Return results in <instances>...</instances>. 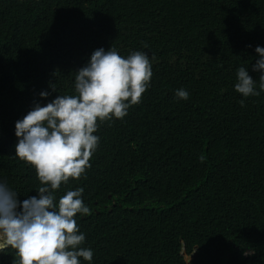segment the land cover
Returning <instances> with one entry per match:
<instances>
[{
	"label": "trees",
	"instance_id": "obj_1",
	"mask_svg": "<svg viewBox=\"0 0 264 264\" xmlns=\"http://www.w3.org/2000/svg\"><path fill=\"white\" fill-rule=\"evenodd\" d=\"M106 1L0 0V153L13 148L15 122L37 102L36 90L50 93L40 97L41 106L75 94V72L98 44L94 34L101 37L95 28L105 35L99 45L147 52L151 62L152 51L163 45L153 36L160 29L170 42L169 31L187 39L182 30H199L204 105L197 101L202 88L197 99H171L176 89L192 90L200 71L161 54L157 71L171 75L173 84L150 108L168 106L150 120L157 124L168 116L160 137L145 136L143 119L130 106L124 118L98 125L90 167L54 194L58 199L83 188L90 211L77 214L76 223L83 246L93 250L91 264H187L191 255L188 264H264V91L246 100L234 89L237 69L245 67L259 90L261 73L253 65L256 46L264 47V0ZM179 3L189 4L181 14ZM216 62L229 83L225 102ZM179 116L200 123L185 127L182 136ZM161 142L166 147L157 148ZM14 155L0 165V181L19 200L37 195L35 169ZM9 250L0 253V264L18 262Z\"/></svg>",
	"mask_w": 264,
	"mask_h": 264
},
{
	"label": "clouds",
	"instance_id": "obj_2",
	"mask_svg": "<svg viewBox=\"0 0 264 264\" xmlns=\"http://www.w3.org/2000/svg\"><path fill=\"white\" fill-rule=\"evenodd\" d=\"M94 1L97 6L107 5L106 0ZM188 5L179 3L180 14ZM200 18L203 21L209 19L203 12ZM165 22L169 23L167 20ZM166 31L162 28L153 34L156 45L163 42V45L157 46V51H152L153 62L147 52L126 53V49L122 48L101 47L94 50L88 62L75 72V94H59L41 106L40 97L47 98L50 93L35 91L37 102L32 104V108H27L23 118L15 122L17 143L14 156L35 169L41 186L36 191L37 195L19 200V193L7 182L0 181V253L14 250L18 262L12 260V264H81V260L91 264L93 250L83 246L85 234L76 223L77 214L82 216L90 211L83 203V188L67 190L58 199L54 193L62 183L66 184L69 178H80L90 167V157L100 139L94 134L98 125L104 126L105 120L124 118L130 106L142 117L143 120L139 122L145 136L160 137L158 129L161 125H167L168 116L157 124L150 120L154 119L155 113L166 110L168 106L150 108L153 99L170 91L173 84L171 75L157 71L161 54L163 57L171 55L175 59L180 58L183 66L200 71L192 90L176 89L171 99H197V92L202 88L204 94L197 101L204 105L201 32L182 30L187 37L184 39L178 32L169 31L170 42ZM255 52L258 59L253 71L261 73L259 90L247 68L239 67L236 72L234 89L246 100L264 91V47L256 46ZM213 71L218 94L225 102L229 96L225 72L217 62ZM155 87L161 90L145 93ZM185 100L178 102L185 107ZM240 102L243 104V99ZM162 104L160 102L157 106ZM198 123L180 116L177 119L182 136L185 127ZM160 147L166 146L161 142L157 148ZM248 253L251 252L244 254ZM193 257H187L186 263H190Z\"/></svg>",
	"mask_w": 264,
	"mask_h": 264
},
{
	"label": "bare ground",
	"instance_id": "obj_3",
	"mask_svg": "<svg viewBox=\"0 0 264 264\" xmlns=\"http://www.w3.org/2000/svg\"><path fill=\"white\" fill-rule=\"evenodd\" d=\"M94 32L99 33L101 35V37L99 35H97V34H94V35L98 36V40H97L98 44H96V45L91 47V52L90 53H92L94 50H96L98 48H101V47L104 48L105 47V43H103L102 41H101V43L99 45L100 40L105 38V35L103 33L98 32L97 28H95ZM10 140H11V145L13 146V148L9 149V153H5V152L0 153V165L1 166L3 164H5L13 156V154L15 153V145H16L15 143L17 142V137H13L11 135V139Z\"/></svg>",
	"mask_w": 264,
	"mask_h": 264
},
{
	"label": "water",
	"instance_id": "obj_4",
	"mask_svg": "<svg viewBox=\"0 0 264 264\" xmlns=\"http://www.w3.org/2000/svg\"><path fill=\"white\" fill-rule=\"evenodd\" d=\"M187 262H189V260Z\"/></svg>",
	"mask_w": 264,
	"mask_h": 264
}]
</instances>
